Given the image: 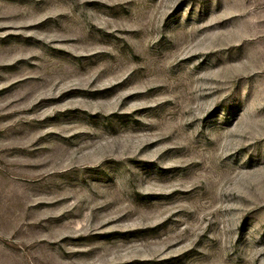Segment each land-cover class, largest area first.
<instances>
[{
    "label": "rangeland",
    "instance_id": "374dc122",
    "mask_svg": "<svg viewBox=\"0 0 264 264\" xmlns=\"http://www.w3.org/2000/svg\"><path fill=\"white\" fill-rule=\"evenodd\" d=\"M0 264H264V0H0Z\"/></svg>",
    "mask_w": 264,
    "mask_h": 264
}]
</instances>
